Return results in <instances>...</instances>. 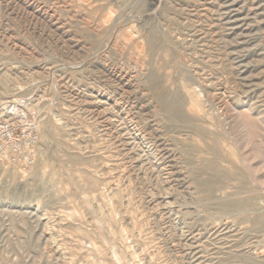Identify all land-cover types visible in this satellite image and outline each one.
<instances>
[{"label": "rangeland", "instance_id": "rangeland-1", "mask_svg": "<svg viewBox=\"0 0 264 264\" xmlns=\"http://www.w3.org/2000/svg\"><path fill=\"white\" fill-rule=\"evenodd\" d=\"M9 1L0 264H264V0Z\"/></svg>", "mask_w": 264, "mask_h": 264}, {"label": "built area", "instance_id": "built-area-1", "mask_svg": "<svg viewBox=\"0 0 264 264\" xmlns=\"http://www.w3.org/2000/svg\"><path fill=\"white\" fill-rule=\"evenodd\" d=\"M40 144L37 120L26 104L6 102L0 107V171L16 167L22 173L28 172Z\"/></svg>", "mask_w": 264, "mask_h": 264}, {"label": "bare ground", "instance_id": "bare-ground-1", "mask_svg": "<svg viewBox=\"0 0 264 264\" xmlns=\"http://www.w3.org/2000/svg\"><path fill=\"white\" fill-rule=\"evenodd\" d=\"M12 2V0L9 1V3Z\"/></svg>", "mask_w": 264, "mask_h": 264}]
</instances>
